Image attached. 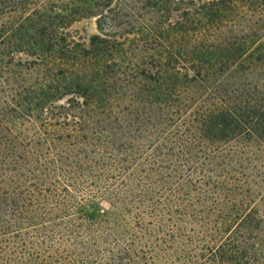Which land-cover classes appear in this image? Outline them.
Listing matches in <instances>:
<instances>
[{
  "label": "trees",
  "instance_id": "trees-1",
  "mask_svg": "<svg viewBox=\"0 0 264 264\" xmlns=\"http://www.w3.org/2000/svg\"><path fill=\"white\" fill-rule=\"evenodd\" d=\"M0 264H264V0H0Z\"/></svg>",
  "mask_w": 264,
  "mask_h": 264
},
{
  "label": "rangeland",
  "instance_id": "rangeland-1",
  "mask_svg": "<svg viewBox=\"0 0 264 264\" xmlns=\"http://www.w3.org/2000/svg\"><path fill=\"white\" fill-rule=\"evenodd\" d=\"M72 31L76 32L77 36L84 42H89V39L98 34L97 23L95 18L84 19L77 22ZM102 208L98 211L99 218L112 232L117 234H124L132 225V222L126 216L119 214L114 209L109 208L105 203L101 204ZM108 213V214H106Z\"/></svg>",
  "mask_w": 264,
  "mask_h": 264
}]
</instances>
